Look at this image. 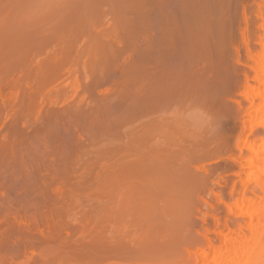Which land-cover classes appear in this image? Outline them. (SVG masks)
Wrapping results in <instances>:
<instances>
[{"label":"rangeland","instance_id":"obj_1","mask_svg":"<svg viewBox=\"0 0 264 264\" xmlns=\"http://www.w3.org/2000/svg\"><path fill=\"white\" fill-rule=\"evenodd\" d=\"M184 1L220 29L223 97L210 143L179 151L168 127L155 171L148 47L171 25L177 38ZM263 16L264 0H0V264H186L210 249L234 222L244 153L240 31L252 39Z\"/></svg>","mask_w":264,"mask_h":264},{"label":"bare ground","instance_id":"obj_2","mask_svg":"<svg viewBox=\"0 0 264 264\" xmlns=\"http://www.w3.org/2000/svg\"><path fill=\"white\" fill-rule=\"evenodd\" d=\"M199 3L200 2L197 4L198 6ZM187 5L188 3L184 1V8H181L178 13L182 21L181 26L179 25L180 27H178V25L175 27L180 28L178 29L180 34L178 33L179 35H177V38L175 37L176 34L174 36L171 35V25V27L165 28L162 37H160V45H158L156 37L153 35H151L150 44L148 43V48H150V96L148 97L152 116H154L153 113L156 115L159 109V112H157L159 118L157 120L156 118L152 120V141L157 146L154 145L155 150L150 152L152 155L150 157L153 159L152 162L154 165L152 168L155 171L158 166V162H156V160L158 161V153L162 151L159 150L158 152L156 149L158 147L157 143L161 141L160 139L163 141V139L166 138L165 141L169 144L170 141H168V139L174 140L175 138L173 146L175 147L178 143L176 147L179 151L181 147L183 149V145L184 147H189L188 150L190 148L203 150L206 145L210 143L212 139L211 135L213 136L214 132L213 130L217 129V126L215 127L214 125L211 109L219 100L218 98L223 96L218 97L221 84L218 80L219 76L217 77L215 74L214 61L215 53L217 51L220 52L222 49L226 50L227 48L224 45V39L218 38L220 37V33H216V31H220V29H216V20H214L215 26L213 24V26L206 24V21L203 22L206 26L201 25L199 22L200 19H197L199 15L197 14L198 11L196 12L197 6L196 8H190L189 5L188 8ZM179 6L182 7L181 4H179ZM233 6L235 7L234 4ZM261 8L260 10L262 11ZM171 17L172 16H170V18ZM162 20H164L163 17ZM261 20L258 18L259 22ZM219 26L220 24L218 21V27ZM254 29L255 31L252 32V39H248L245 36V31L248 30V28H246V30L240 29L243 56L244 54H248V56L242 60L243 70L240 75L243 77V84L239 86V92L247 102V113L241 119V125L239 126L237 134L238 141L234 145L235 148L244 152L242 155V163L235 170L236 180L231 192L230 201L225 206L226 213L233 217L234 222L226 226L224 231L216 232L215 235L217 239L211 242L210 249H190L191 251L188 253L187 260H185L187 261L185 262L186 264H264V20L257 23ZM227 40H229L230 43V51L233 52V55L230 54V56H233L232 60L234 63H238L239 60H241L239 59L240 49L235 46L236 43L234 39L232 40L234 43L231 41L230 37H228ZM103 47L106 48L108 45H106V47L104 45ZM107 50L109 54V49ZM218 54L219 56L216 58L217 62L218 60L221 61L220 58L223 57V54L225 56V52L221 55L220 53ZM228 58L226 61H228ZM249 70L252 71L251 73L253 76H250ZM215 77H217V79ZM231 77H233V73ZM217 80L219 82H217ZM223 93H225V91H223ZM223 100L226 101L225 99ZM152 119H154V117ZM168 127L172 130L174 137L170 131L172 136L167 139L170 134L168 133ZM164 128H167V130H164ZM150 136H152V134H150ZM242 139L243 141H240ZM166 142H163L164 146ZM169 145H172V143ZM173 146H171L172 149H174ZM178 150H176V152H179ZM161 159H165L162 157V154ZM160 165L162 164L160 163Z\"/></svg>","mask_w":264,"mask_h":264}]
</instances>
